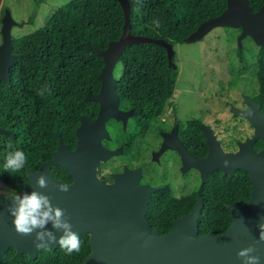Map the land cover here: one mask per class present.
Segmentation results:
<instances>
[{
  "label": "trees",
  "instance_id": "16d2710c",
  "mask_svg": "<svg viewBox=\"0 0 264 264\" xmlns=\"http://www.w3.org/2000/svg\"><path fill=\"white\" fill-rule=\"evenodd\" d=\"M128 1L132 34L163 40L170 45L188 42L200 24L220 16L227 8V0ZM248 1L253 12L264 4V0ZM156 21L160 27H156ZM124 24L121 0H72L62 5L44 27L22 37L12 36V53L17 59L11 69V80L0 85V127L9 131L0 135V184L21 193L22 185L29 183L28 169L38 170L44 160L53 157L58 145L56 132L59 130L72 147L80 117H97L99 104L84 101V97L99 92L104 61L98 50L119 40ZM238 56L244 59L242 50L238 49ZM256 65L257 100L264 112V47H260ZM118 66L119 96L136 110L134 119L138 130L133 131L132 137L135 139L168 108L176 91L178 71L171 67L167 49L153 42L128 46ZM246 71L247 66L243 72H236L232 66V78L221 85H239L240 75ZM41 90H45L43 96ZM113 124L114 121L108 122L112 133ZM200 124L199 119L188 123L184 133L188 136L187 143L193 131V152L205 156L208 149ZM118 130L120 135L125 134L121 128ZM15 150L25 153L27 164L19 172H5V158ZM54 174L66 183L72 182L59 166H55ZM252 191L251 177L246 171L237 170L230 176L216 170L209 174L205 184L199 182L196 191L187 196L178 198L168 187L156 192L147 219L153 230L168 234L173 229V221L190 213L203 198L199 235L221 234L232 223V213L226 205L247 202ZM79 237L81 250L71 255L58 245L55 249L43 250L34 261L12 251L7 252L5 260L11 263L26 259L27 264H86L92 251L90 236Z\"/></svg>",
  "mask_w": 264,
  "mask_h": 264
},
{
  "label": "water",
  "instance_id": "95a60500",
  "mask_svg": "<svg viewBox=\"0 0 264 264\" xmlns=\"http://www.w3.org/2000/svg\"><path fill=\"white\" fill-rule=\"evenodd\" d=\"M121 6L125 16L123 34L119 40L110 42L106 49L98 50L104 61L100 73L101 90L96 95L89 93L85 98L86 101L99 103L98 116H82L76 130L77 144L74 150L64 142L58 131L59 147L54 159L44 162L37 172L28 169L30 183L23 185L19 195L32 190L47 195L54 206L65 211L74 232L79 236H90L92 251L86 264H243L237 253L249 246L256 247L254 254L260 257V264H264V241H259L258 228L260 223H264V150L257 153L253 147L258 138H264V114L255 102L250 100L246 111L234 108L236 115L250 120L256 129V136L240 143L238 152H225L208 125H202L209 147L205 158L191 154L183 143L174 146L182 156L184 170L196 168L203 184L207 182L209 174L216 170L230 176H234L237 170L250 174L253 184L251 198L240 205H226L232 213V223L221 234L209 232L199 235L198 222L204 206L203 198L197 201L190 213L173 221V229L168 234H160L158 229H152L147 219L153 202L152 195L159 189L142 184L140 170L126 167L123 173L113 174L114 182L110 184L98 177L101 162H107L119 153V150L111 151L103 145V141L110 138L107 122L114 118L124 120L126 124L128 116L133 114L124 113L119 108L114 72L122 54L128 46L144 42L164 46L169 55L171 52V45L163 40L133 35L130 2L121 0ZM15 24L11 12H7L1 30L0 85L3 81L11 80V69L17 59L12 53V28ZM216 27L240 28V48L246 37L264 47V4L259 11L253 12L248 0H227L226 10L220 16L200 24L188 41L198 40ZM8 133L0 127V135ZM225 162L228 163L227 167ZM53 165L62 166L73 178L67 192L58 191V185L65 183L52 176ZM39 173L46 176L48 186L33 189ZM9 204L0 203V264L11 247L35 259L43 249H35V233L21 236L15 231L14 218L7 211ZM46 228L54 231L57 238L62 235V232L52 229L51 223ZM57 246L58 243L51 248Z\"/></svg>",
  "mask_w": 264,
  "mask_h": 264
},
{
  "label": "flooded vegetation",
  "instance_id": "af4514ba",
  "mask_svg": "<svg viewBox=\"0 0 264 264\" xmlns=\"http://www.w3.org/2000/svg\"><path fill=\"white\" fill-rule=\"evenodd\" d=\"M177 73L179 74V72ZM114 76L118 83V77L115 75V72H114ZM231 78H232V75H231ZM216 87H217V91L221 94V96L223 95L227 96L226 100H224L222 103L225 106H227L228 104L231 105L230 102H227L228 93L229 92L232 93L233 90H235L238 87V85L234 87L230 85H225V86L217 85ZM258 89H259V85H258ZM258 89L253 90L252 91L253 93L251 95L241 96L240 97L241 104H235V101H237V99H234L235 101L232 100V103H233V105H231L232 115H231V118H229L228 120L222 119L219 117L214 118L213 120L214 122L212 123H214L215 126L222 124L221 121L224 122L227 120L226 122H224V126L220 130V134L217 128H213L210 124H208V126L212 128L214 135L221 142V147L225 152H229V153L238 152L240 150V143L246 142L248 139H252L256 136V129L252 125V122L242 115H236L234 112V108H237L239 111H246L249 109V105H250L249 101L251 100L252 102H255L257 105L260 106V111L264 114L261 108V104L257 100ZM100 90H101V87H100ZM86 96L84 97V101H85ZM119 99H120V103H119L120 110L124 113L133 112V114L131 116H128L126 124L124 123V120H117L114 118L110 119L109 121H114L113 128H112L114 129L113 133L109 131L108 129L109 121L107 122V129L110 134V138L105 139L103 141V145L105 148L111 151L119 150V153L117 155L112 156V158L109 159L107 162H104V161L101 162L97 170L98 177L108 184L113 183L114 182L113 174L123 173L125 171V168L127 167L130 170H140V182L142 184L149 185L153 188H158L159 189L158 191H161L164 187H168L173 191V193L178 198L182 196H187L189 194H192L194 191H196L198 186L193 191L187 192L188 189L192 188V185H191V182L193 180L192 173L198 170L196 168H189L188 170H184V163L182 160V156L180 155L178 150L174 148V146H176L177 144L183 143L184 146L190 151V153L198 158H205L208 155L209 147H208L206 138H205V143H206L208 152L205 156H198L196 155L195 152H193L194 146H193L192 140L195 139L194 138L195 135L193 134V131L189 134L190 139L187 142L188 144L186 143V139L188 138V136L185 135L184 130L188 123L194 120H198V117L194 115L195 113L190 114L188 120H185L180 113V104L176 99V93H175V97L174 96L172 97V99L169 102L168 108L163 112L160 118L156 122L152 123L150 127L147 126L146 132L144 134L141 133L138 137L133 139L132 138L134 137L133 131L138 130L135 127L136 125H135V119H134L136 110L135 108L131 107L129 104L124 102L120 98V96H119ZM82 116H86V115H82ZM82 116L80 117V124H81ZM199 118H200L199 121L201 123L200 125L202 129V125H207V123L205 122L203 118L201 117ZM230 119L232 121L234 120L233 124H231ZM119 128H121L125 132L124 135H120V132L118 130ZM76 130H75V136H76ZM175 130H176V133H174ZM57 132H56V136L58 137ZM128 133L130 134V136ZM132 139L133 141L130 144L129 142H131ZM64 142L67 145H69L67 141L64 140ZM76 144H77V138H76V142L74 146L70 147L69 145L70 149L74 150L76 147ZM58 147H59V137H58L57 148L52 153L53 157L50 159L44 160L41 163L38 170H32V169L30 170L37 172L41 169V166L44 162H48L54 159V153L57 151ZM253 147L257 153L262 152L264 150V138H258L255 141ZM107 165L111 166V169L108 172H104L103 170L105 169V166ZM55 166H59V165L52 166V171H51L52 176L56 180L64 182L61 178H59V175L54 174ZM59 167L63 168L62 166H59ZM64 170L70 176L69 172L66 169ZM198 174L200 176L199 182L202 183V178H201V174L199 171H198ZM187 178L189 179L187 180ZM195 180H196V177H195ZM64 183L67 185H70L71 183H73V178H72L71 183H66V182ZM0 192H2V188H0ZM19 194L20 193L18 194L16 193V195H19ZM10 201L11 200H3V201L0 200V203L10 202ZM10 251L16 252V254L18 255L28 256L33 261L36 260L38 255L42 252V251L39 252L37 257L35 259H32L27 253H23V254L18 253V251L14 247H11L7 252L9 253ZM7 252L5 253L3 257L1 264H27L28 263V260L26 259L20 260L22 261V263L20 261L19 262L12 261L11 263L7 262L5 260ZM36 263L37 262H32L30 264H36Z\"/></svg>",
  "mask_w": 264,
  "mask_h": 264
},
{
  "label": "rangeland",
  "instance_id": "374dc122",
  "mask_svg": "<svg viewBox=\"0 0 264 264\" xmlns=\"http://www.w3.org/2000/svg\"><path fill=\"white\" fill-rule=\"evenodd\" d=\"M70 1L72 0H0V46L3 44L1 30L7 12H11L16 22L12 28V36L22 37L44 27L58 9ZM240 34V28L216 27L198 40L171 45L170 65L179 72L175 93L182 117L188 120L189 115L195 113L198 119L201 117L207 125L217 128L219 134L224 122L231 118L232 100L237 99L234 100L235 104H241V96L251 95L253 90L258 89L256 61L261 46L252 38L246 37L240 48ZM238 49L243 51V60L238 56ZM232 66L236 72H243L244 66L248 67V71L241 73L242 81L232 93H228L227 102L231 105L225 106L222 102L227 96H221L216 86L231 79ZM119 69V66L115 69L117 77L120 75ZM218 117L227 120L215 126L212 122ZM230 121L231 124L234 123V120ZM110 169L111 166L107 165L103 171L108 172ZM192 175V188L187 192L193 191L199 184L198 171H194ZM0 188L2 201L11 200L16 195L2 184Z\"/></svg>",
  "mask_w": 264,
  "mask_h": 264
},
{
  "label": "clouds",
  "instance_id": "9594fccd",
  "mask_svg": "<svg viewBox=\"0 0 264 264\" xmlns=\"http://www.w3.org/2000/svg\"><path fill=\"white\" fill-rule=\"evenodd\" d=\"M156 27H160L158 21L155 22ZM45 90H41L40 95H44ZM11 148V144L8 145ZM27 164V156L21 150L10 151L4 162V171L15 173L25 168ZM228 163L225 162V167ZM47 178L43 173L36 175L33 189L39 187L47 188ZM58 191L67 192L68 185L59 184ZM9 215L13 219L15 231L21 236H31L35 233L33 241L37 250L48 249L53 244L59 245L67 254L81 250V240L78 233L72 230V224L68 222L65 211L51 203L50 198L36 190L23 195H14L11 198L7 209ZM51 223L52 229L62 232L57 238L54 231L47 230L46 225ZM259 241H264V223L258 225ZM257 251L255 246H249L241 249L237 256L242 259L243 264H260V257L254 253Z\"/></svg>",
  "mask_w": 264,
  "mask_h": 264
}]
</instances>
